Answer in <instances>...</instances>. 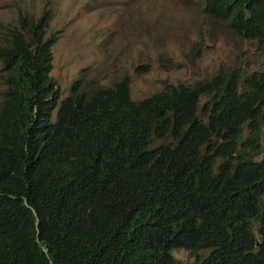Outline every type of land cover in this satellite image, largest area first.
Wrapping results in <instances>:
<instances>
[{"label": "trees", "instance_id": "1", "mask_svg": "<svg viewBox=\"0 0 264 264\" xmlns=\"http://www.w3.org/2000/svg\"><path fill=\"white\" fill-rule=\"evenodd\" d=\"M205 10L264 54V0ZM50 17L0 43V264H264V67L137 100L126 74L78 78L60 98Z\"/></svg>", "mask_w": 264, "mask_h": 264}, {"label": "rangeland", "instance_id": "2", "mask_svg": "<svg viewBox=\"0 0 264 264\" xmlns=\"http://www.w3.org/2000/svg\"><path fill=\"white\" fill-rule=\"evenodd\" d=\"M47 9V32L57 35L49 75L60 98L78 78L92 90L126 74L131 97L140 99L171 84L191 85L219 70L238 67L247 75L264 66L257 39L212 17L205 0H0V43L20 16L38 18ZM207 97H200V114ZM169 140L154 136L152 145ZM173 254L189 264L196 259L184 248Z\"/></svg>", "mask_w": 264, "mask_h": 264}, {"label": "clouds", "instance_id": "3", "mask_svg": "<svg viewBox=\"0 0 264 264\" xmlns=\"http://www.w3.org/2000/svg\"><path fill=\"white\" fill-rule=\"evenodd\" d=\"M47 10H48V9H47ZM22 17H24V16H20V17L18 18V22H19V20H20ZM28 18H29V17H28ZM33 19H36V18H33ZM17 25H18V23H17ZM17 25H16V26H17ZM13 27H14V26H13ZM8 32H9V31H8ZM46 32H47V28H46ZM47 33H49V32H47ZM7 37H8V36H7ZM55 42H56V41H55ZM55 42H54V43H55ZM54 43H53V44H54ZM51 49H52V46H51ZM52 55H53V54H52ZM52 59H53V58H52ZM0 63H1V62H0ZM0 66H1V65H0ZM263 67H264V66H263ZM263 67H262V68H263ZM262 68H261V69H262ZM252 71H253V70H252ZM48 75H49V73H48ZM49 76H50V75H49ZM176 85H178V84H176ZM129 87H130V86H129ZM135 100H137V99H135ZM55 111H56V108H55V110H54V113H55ZM244 128H245V130H246V124L244 125ZM244 132H245V131H244ZM246 135H247V131H246ZM246 135L244 136V134H243V139H245ZM152 137H154V136H152ZM155 137H156V136H155ZM151 140H152V138H151Z\"/></svg>", "mask_w": 264, "mask_h": 264}]
</instances>
